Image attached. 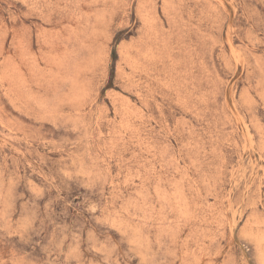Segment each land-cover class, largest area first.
Listing matches in <instances>:
<instances>
[{
    "label": "rangeland",
    "instance_id": "1",
    "mask_svg": "<svg viewBox=\"0 0 264 264\" xmlns=\"http://www.w3.org/2000/svg\"><path fill=\"white\" fill-rule=\"evenodd\" d=\"M0 264H264V0H0Z\"/></svg>",
    "mask_w": 264,
    "mask_h": 264
}]
</instances>
